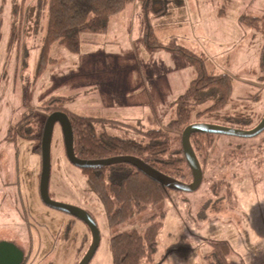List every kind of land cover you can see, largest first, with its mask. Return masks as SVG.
Returning a JSON list of instances; mask_svg holds the SVG:
<instances>
[{"label": "rangeland", "instance_id": "rangeland-1", "mask_svg": "<svg viewBox=\"0 0 264 264\" xmlns=\"http://www.w3.org/2000/svg\"><path fill=\"white\" fill-rule=\"evenodd\" d=\"M14 3L19 4L18 15L13 11ZM36 3L37 0H0V236L5 234L8 221H21L25 214L27 219L24 220L29 223L23 221L20 227L26 236H32L35 248L40 241L41 264H78L93 240L89 226L82 219L43 202L40 196L42 156L36 150L39 139H5L8 128L30 110H38L45 100L61 93L70 95L71 90L78 94V100L70 95L62 105L69 109L72 105L74 112L83 116L115 120L116 127H107L110 134L140 142L146 141V130L166 129L176 113L175 110L148 112V124L146 119L140 122L100 112L94 100L89 108L79 101L96 97L106 110L115 101L114 97L124 96L122 89L107 87L108 81L119 71H132L133 77L137 67L134 60H123L130 52L134 53L138 40L123 39L121 25L97 33L101 45L93 50H89L92 44L84 42L96 38L89 32L82 33L83 49L79 52L55 43L50 55L56 60L38 74L48 16L41 15L35 24L32 8ZM224 4L226 13L221 15L219 11ZM242 15L263 16L264 0H185L161 19L158 30L161 37L167 33L177 36L181 45L196 53L205 51L211 74L225 72L231 76L233 94L224 112L245 111L246 106H251L257 117L246 129H253L259 117H264V80L261 79L264 34L262 30L240 23ZM117 18L119 22L123 17ZM14 20L19 26V36L10 51L7 48ZM88 54L90 56L80 61L81 56ZM93 62L97 65L95 68ZM179 71L185 81L189 77L191 82L196 77V71L189 75L187 67H180ZM92 78L98 86L94 84L86 93ZM71 85L78 87L71 89ZM212 102L210 99L196 107L193 123L239 127L236 123L223 124L205 114L196 115ZM50 114L39 113V127ZM200 139L206 146L196 148L204 171L200 186L191 191L172 189L171 197L143 212L144 215L165 212L154 260L158 264H209L206 255L212 249V242L227 241L232 246L230 264H262L259 254L253 251L264 249V130L251 137L217 134L211 147L207 146L206 135ZM184 169L188 171L185 166ZM219 180L227 183L217 195L211 186ZM185 182L191 181L187 178ZM50 194L54 200L83 208L94 216L101 237L89 264H113L112 229L107 213L90 188L83 168L67 157L59 122L55 125L51 145ZM142 220L139 216L133 223H123L117 227V232L143 231Z\"/></svg>", "mask_w": 264, "mask_h": 264}, {"label": "trees", "instance_id": "trees-1", "mask_svg": "<svg viewBox=\"0 0 264 264\" xmlns=\"http://www.w3.org/2000/svg\"><path fill=\"white\" fill-rule=\"evenodd\" d=\"M16 1V0H13ZM135 0H37L33 6L35 24L41 15L47 14L48 21L46 34L42 45L38 63V74L46 71L49 65L56 60L51 57L50 49L55 43H60L72 52H79L82 48V33L105 32L110 20L122 12L128 4ZM144 14L143 41L148 49L167 50L185 57L194 67L196 77L190 82L187 90L174 100L176 117L171 119L167 128H150L144 133L145 142L112 135L107 127H116L117 121L100 116H83L71 111L63 100L70 96H52L45 100L38 110H30L22 119L10 126L5 139L17 138L39 139L37 152L42 154L41 142L44 125L39 127V113L47 115L63 110L68 113L74 130L75 151L80 158H107L116 155H133L143 159L152 167L174 178L192 181L193 173L187 162L182 145V132L191 123L196 107L212 99L213 102L196 113L198 117L205 114L221 120L223 124H238V128L246 129L248 124L256 121L257 114L251 106L245 111L237 109L225 111L232 94L233 82L229 74L222 72L211 74L208 70V56L205 53H196L190 48L181 45L177 36L168 41H162L156 34L152 21L153 16L160 17L170 13L174 6H181L185 0H139ZM13 11L18 15L19 4L14 3ZM36 13V14H35ZM226 13V5L219 14ZM17 17V16H16ZM240 23L264 34V15L255 17L242 15ZM8 50L12 51L19 36V26L14 20L11 26ZM261 66L264 71L263 56ZM264 80V75L261 76ZM256 98L259 95L256 94ZM260 116L257 124L262 119ZM46 121V120H45ZM206 135L207 146H212L217 134L193 133L191 141L196 151L206 146L200 137ZM184 166L188 169L185 171ZM203 166V165H202ZM90 188L98 195L107 213L108 224L112 229L110 248L113 264H158L154 255L158 250L159 233L163 226L165 212L148 215L143 212L158 205L171 197L172 189L162 182H157L136 166L121 162L108 166L83 168ZM225 180L212 184L214 193H218ZM228 187V192H229ZM219 195V193L217 194ZM23 216L26 217L25 214ZM143 218L144 230L117 232V227L123 223H133L138 217ZM27 218V217H26ZM232 246L227 241H213L212 249L206 255L209 264H230L229 255Z\"/></svg>", "mask_w": 264, "mask_h": 264}, {"label": "crops", "instance_id": "crops-1", "mask_svg": "<svg viewBox=\"0 0 264 264\" xmlns=\"http://www.w3.org/2000/svg\"><path fill=\"white\" fill-rule=\"evenodd\" d=\"M166 15L152 17L156 34L162 41H168L173 36L171 33H167L165 37L159 35V23L162 21V18H166ZM182 15L184 18V14ZM117 17L123 18L118 22V19L120 18ZM114 25L122 26L124 32L122 36L123 39L138 40V47L134 50V53L130 52L123 58L124 62H131L134 60L137 63L135 74L132 77V71L123 69L122 71H119L112 80L108 81L107 87L109 89L120 88L123 90L124 96L114 97L115 101L106 110L102 109L101 102L96 97H84L80 98L79 101L89 108L92 100H94L97 104L96 109L100 110V112L107 111L108 113L120 116L124 119H134L140 122L144 119L148 122V112L158 110H160V112H165L167 110L173 112V110H175L173 103L174 100L183 94L190 84L189 77L185 81V77L181 74L179 68L187 67L190 75L195 72L192 64L178 53L167 50L152 51L147 48L143 41L144 14L139 0H135L128 4L120 14L118 13L113 16L110 20L109 30ZM93 35H96V38H93L92 40H84L87 45L92 44L89 50H93L101 45L100 39L98 38L100 35H97V33H94ZM193 37H196L195 34ZM202 52L205 53V51ZM86 56L90 55L81 56L80 61L84 60ZM96 66L97 65L93 62V68ZM94 84L95 87L98 86L92 78L88 84L86 93L89 92V88L94 87ZM77 87V85H71V89H76ZM70 95L75 96L78 100V94H75L73 90H71ZM70 95H68V93L60 94V96ZM70 110L74 112L72 105ZM109 117L111 116L109 115ZM157 120L160 122L159 115L157 116ZM19 214H22V212L19 211ZM253 252L259 254L258 258L261 259L263 262L262 264H264V249H262V252H260V250Z\"/></svg>", "mask_w": 264, "mask_h": 264}, {"label": "water", "instance_id": "water-1", "mask_svg": "<svg viewBox=\"0 0 264 264\" xmlns=\"http://www.w3.org/2000/svg\"><path fill=\"white\" fill-rule=\"evenodd\" d=\"M263 65H264V52H263ZM59 122L65 141L66 154L69 160L76 166L81 168H91L99 166H108L111 164L126 162L136 166L139 170L144 172L147 176L162 182L165 186L174 190L191 191L197 189L204 176L203 166L198 158V155L193 147L191 135L193 133H212V134H231L244 137H251L260 134L264 130V117L253 129L237 128L222 124L210 123H191L182 132V145L185 157L193 173V180L185 182L180 179L174 178L162 171L152 167L143 159L133 155H116L107 158H80L75 151V136L71 123V119L67 112L57 110L52 112L44 126L41 150H42V171L40 181V196L44 203L55 209L66 211L80 219H82L89 226L92 233V243L78 264H89L95 255L100 244V230L94 216L87 210L54 200L50 194V178H51V145L53 132L56 123ZM9 243L0 242V264H3L2 258L7 255V246Z\"/></svg>", "mask_w": 264, "mask_h": 264}, {"label": "flooded vegetation", "instance_id": "flooded-vegetation-1", "mask_svg": "<svg viewBox=\"0 0 264 264\" xmlns=\"http://www.w3.org/2000/svg\"><path fill=\"white\" fill-rule=\"evenodd\" d=\"M24 218L26 217L22 216L23 220L21 221H8L5 227V234L0 236V242L9 243L7 245L9 246L7 255L2 258L3 264H41L39 262L42 261L40 241L37 242L35 248V241L32 236L30 234L26 236V233L22 231L20 224H24ZM10 222L14 224H10Z\"/></svg>", "mask_w": 264, "mask_h": 264}]
</instances>
